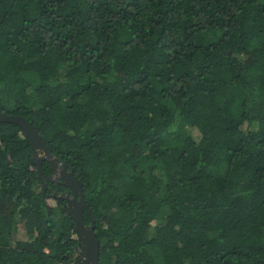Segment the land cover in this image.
<instances>
[{
	"label": "trees",
	"instance_id": "obj_1",
	"mask_svg": "<svg viewBox=\"0 0 264 264\" xmlns=\"http://www.w3.org/2000/svg\"><path fill=\"white\" fill-rule=\"evenodd\" d=\"M0 112L100 264H264V0H0ZM32 156L0 124V264H81Z\"/></svg>",
	"mask_w": 264,
	"mask_h": 264
},
{
	"label": "water",
	"instance_id": "obj_2",
	"mask_svg": "<svg viewBox=\"0 0 264 264\" xmlns=\"http://www.w3.org/2000/svg\"><path fill=\"white\" fill-rule=\"evenodd\" d=\"M10 123L18 125L32 149L33 163L37 168L38 178L46 182H58L69 190L68 193L53 197L64 200L67 213L74 221L76 231L81 242V264H100L99 262V243L95 234V224L87 209L84 200L82 183L67 170L66 165L59 161L45 145L40 135L34 127L23 117L9 116L0 112V124ZM47 161L51 168L52 176L47 177L42 171V161ZM46 188V186L44 187ZM85 211L89 218V224L85 225L82 219V212Z\"/></svg>",
	"mask_w": 264,
	"mask_h": 264
},
{
	"label": "rangeland",
	"instance_id": "obj_3",
	"mask_svg": "<svg viewBox=\"0 0 264 264\" xmlns=\"http://www.w3.org/2000/svg\"><path fill=\"white\" fill-rule=\"evenodd\" d=\"M25 234V231L23 230L22 226H19V229L17 230V232H15L12 236V238L14 239H21Z\"/></svg>",
	"mask_w": 264,
	"mask_h": 264
}]
</instances>
